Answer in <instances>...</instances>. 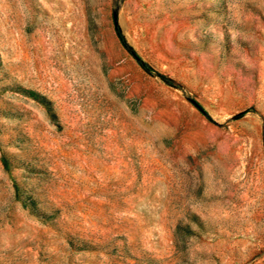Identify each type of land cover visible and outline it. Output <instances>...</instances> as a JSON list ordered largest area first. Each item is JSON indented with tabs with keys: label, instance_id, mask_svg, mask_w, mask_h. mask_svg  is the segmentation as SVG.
<instances>
[{
	"label": "rangeland",
	"instance_id": "1",
	"mask_svg": "<svg viewBox=\"0 0 264 264\" xmlns=\"http://www.w3.org/2000/svg\"><path fill=\"white\" fill-rule=\"evenodd\" d=\"M0 264H264V0H0Z\"/></svg>",
	"mask_w": 264,
	"mask_h": 264
},
{
	"label": "trees",
	"instance_id": "2",
	"mask_svg": "<svg viewBox=\"0 0 264 264\" xmlns=\"http://www.w3.org/2000/svg\"><path fill=\"white\" fill-rule=\"evenodd\" d=\"M115 30L117 33L118 38L120 39L121 43L124 45V47L131 53V55L137 60V62L147 71L153 72V69L142 59V57L133 49L129 46L127 43V40L125 36L123 35L118 23L115 25ZM166 82L174 85V81L170 80L169 78L160 75ZM193 103L196 105V107L210 120H212L211 116L207 112V110L198 102L193 100Z\"/></svg>",
	"mask_w": 264,
	"mask_h": 264
},
{
	"label": "water",
	"instance_id": "3",
	"mask_svg": "<svg viewBox=\"0 0 264 264\" xmlns=\"http://www.w3.org/2000/svg\"><path fill=\"white\" fill-rule=\"evenodd\" d=\"M115 18H117L116 14H115Z\"/></svg>",
	"mask_w": 264,
	"mask_h": 264
}]
</instances>
